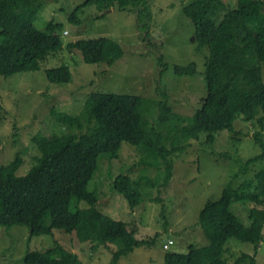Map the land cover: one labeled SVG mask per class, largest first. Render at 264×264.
<instances>
[{
	"label": "trees",
	"instance_id": "obj_1",
	"mask_svg": "<svg viewBox=\"0 0 264 264\" xmlns=\"http://www.w3.org/2000/svg\"><path fill=\"white\" fill-rule=\"evenodd\" d=\"M90 5L101 10L116 6L132 11L144 27L152 15L149 0H84L75 7L71 19L79 22L80 12ZM42 6V0H0V76L37 71L42 61L63 49L61 24L49 21L45 31L35 26ZM182 11L194 26L196 48L209 50L204 72L207 93L199 99L196 110L189 115L175 111L166 91L160 101L92 91L80 113L52 114L53 123L62 132L37 131L31 136L39 155L26 174H17L25 164L20 151L8 163H0V226L26 225L32 236L53 235L54 229L76 231L78 240L91 242L93 249L109 248L108 264H118L137 247L157 241L139 239L136 229H130V222L97 209L99 194L90 190L89 184L102 154L114 159L122 143L129 142L142 144L157 157L171 156L185 152L194 141L200 150L215 154L217 134L226 130L231 133V146L239 149L245 133L235 124L241 120L252 124V138L260 152L246 159L237 155V159L244 170L250 163L264 159V0H183ZM150 34L149 25L146 36ZM66 46L69 51H81L87 63L112 65L123 55L120 43L105 36L71 41ZM196 67L195 62L176 65L174 72L193 76ZM45 74L54 84L72 79L66 64L46 69ZM153 108L157 116L151 122L147 114ZM218 154L234 158L227 150ZM112 186L132 209L143 198L141 181L127 174H119ZM231 188L229 181L221 197L208 200L200 210L198 224L207 243H191L185 252L168 251L162 264H259L256 253L236 254L227 243L234 238L256 248L264 240V169L249 199V224L234 212ZM24 264L86 263L55 241L45 251H27Z\"/></svg>",
	"mask_w": 264,
	"mask_h": 264
},
{
	"label": "rangeland",
	"instance_id": "obj_2",
	"mask_svg": "<svg viewBox=\"0 0 264 264\" xmlns=\"http://www.w3.org/2000/svg\"><path fill=\"white\" fill-rule=\"evenodd\" d=\"M82 2L84 0H42L35 26L45 31L49 21L61 24L59 34L63 49L42 61L37 71L0 76V163H8L20 151L25 164L18 175L26 174L37 161L39 154L31 136L37 131L62 132L61 127L53 123L52 114L80 113L85 98L92 91L134 94L152 101L162 100L166 91L175 111L186 115L196 110L199 99L207 93L204 72L209 50L196 48L194 26L182 11L183 0H149L152 15L146 20V27L141 26L134 12L116 6L101 10L90 5L80 12V21L75 22L71 14ZM149 25L151 34L147 37ZM102 36L122 46V57L112 65L87 63L81 51H69L66 46L71 41ZM191 62L197 66L193 76L175 74L176 65ZM62 64L70 68L71 81L50 83L45 70ZM156 116L154 108L147 114L151 122ZM235 126L245 133L239 149L231 146V133L226 130L217 134L215 154L200 150L197 141L185 152L159 157L142 144L123 142L118 157L100 156L99 167L89 184V189L99 194L97 209L130 222V229H136L139 239L157 241L137 247L118 264H162L168 251L185 252L191 243H207L198 224L200 210L208 200L219 199L229 181L234 200L232 208L244 224H249L248 211L252 206L249 199L257 189L264 159L243 169L236 156L246 159L259 153L260 148L252 138L251 123L240 120ZM226 150L234 158L219 156L218 153ZM119 174H127L143 185V198L134 209L112 186ZM170 239V248L165 250L164 244ZM55 241L77 253L86 264H108L111 258L109 248L93 249L91 242L78 240L76 231L54 229L53 235L32 236L26 225L16 224L0 226V264H24L27 251H45ZM227 245L236 254L256 253L257 262L264 264V240L256 248L252 243L234 238ZM229 259L234 257L229 256Z\"/></svg>",
	"mask_w": 264,
	"mask_h": 264
},
{
	"label": "clouds",
	"instance_id": "obj_3",
	"mask_svg": "<svg viewBox=\"0 0 264 264\" xmlns=\"http://www.w3.org/2000/svg\"><path fill=\"white\" fill-rule=\"evenodd\" d=\"M170 241H171V239H170L168 242H170ZM165 245H168L167 248H165ZM169 248H170V247H169V244H168V243H165V244H164V249L166 250V249H169Z\"/></svg>",
	"mask_w": 264,
	"mask_h": 264
},
{
	"label": "built area",
	"instance_id": "obj_4",
	"mask_svg": "<svg viewBox=\"0 0 264 264\" xmlns=\"http://www.w3.org/2000/svg\"><path fill=\"white\" fill-rule=\"evenodd\" d=\"M65 32H67V31H65ZM168 246V245H167Z\"/></svg>",
	"mask_w": 264,
	"mask_h": 264
}]
</instances>
